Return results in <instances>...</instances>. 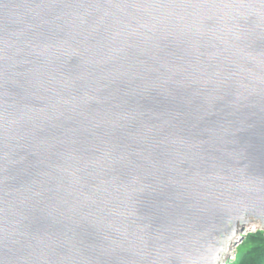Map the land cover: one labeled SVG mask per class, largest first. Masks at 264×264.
<instances>
[{
    "label": "water",
    "instance_id": "water-1",
    "mask_svg": "<svg viewBox=\"0 0 264 264\" xmlns=\"http://www.w3.org/2000/svg\"><path fill=\"white\" fill-rule=\"evenodd\" d=\"M253 222L264 0H0V264H222Z\"/></svg>",
    "mask_w": 264,
    "mask_h": 264
},
{
    "label": "rangeland",
    "instance_id": "rangeland-1",
    "mask_svg": "<svg viewBox=\"0 0 264 264\" xmlns=\"http://www.w3.org/2000/svg\"><path fill=\"white\" fill-rule=\"evenodd\" d=\"M259 232H261L262 236L264 237V232L259 228V224L256 222L250 223L248 227L245 228L244 231L238 235V237H243V239L231 243L229 255L224 258V263L233 264L238 261L243 251L247 250L248 247L252 246V243H248L249 236L255 237L258 235Z\"/></svg>",
    "mask_w": 264,
    "mask_h": 264
},
{
    "label": "trees",
    "instance_id": "trees-1",
    "mask_svg": "<svg viewBox=\"0 0 264 264\" xmlns=\"http://www.w3.org/2000/svg\"><path fill=\"white\" fill-rule=\"evenodd\" d=\"M251 247L243 251L239 260L233 264H264V237L259 232L257 236H249Z\"/></svg>",
    "mask_w": 264,
    "mask_h": 264
},
{
    "label": "bare ground",
    "instance_id": "bare-ground-1",
    "mask_svg": "<svg viewBox=\"0 0 264 264\" xmlns=\"http://www.w3.org/2000/svg\"><path fill=\"white\" fill-rule=\"evenodd\" d=\"M234 238H235V237H234ZM233 240H234V239H232V240L229 242V244L227 245L225 255L223 256L224 258H225L227 255H229V252H230V246H231V243H233ZM224 258H223V259H224Z\"/></svg>",
    "mask_w": 264,
    "mask_h": 264
},
{
    "label": "built area",
    "instance_id": "built-area-1",
    "mask_svg": "<svg viewBox=\"0 0 264 264\" xmlns=\"http://www.w3.org/2000/svg\"><path fill=\"white\" fill-rule=\"evenodd\" d=\"M228 263V262H227ZM222 264H226V263H224V261H223V263ZM230 264V263H229Z\"/></svg>",
    "mask_w": 264,
    "mask_h": 264
}]
</instances>
